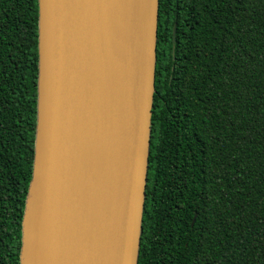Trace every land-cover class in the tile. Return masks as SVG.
Masks as SVG:
<instances>
[{
	"label": "trees",
	"instance_id": "16d2710c",
	"mask_svg": "<svg viewBox=\"0 0 264 264\" xmlns=\"http://www.w3.org/2000/svg\"><path fill=\"white\" fill-rule=\"evenodd\" d=\"M38 21L0 0V264H20ZM150 141L139 264H264V0H159Z\"/></svg>",
	"mask_w": 264,
	"mask_h": 264
},
{
	"label": "water",
	"instance_id": "95a60500",
	"mask_svg": "<svg viewBox=\"0 0 264 264\" xmlns=\"http://www.w3.org/2000/svg\"><path fill=\"white\" fill-rule=\"evenodd\" d=\"M38 6L35 153L20 264H139L159 0Z\"/></svg>",
	"mask_w": 264,
	"mask_h": 264
},
{
	"label": "flooded vegetation",
	"instance_id": "af4514ba",
	"mask_svg": "<svg viewBox=\"0 0 264 264\" xmlns=\"http://www.w3.org/2000/svg\"><path fill=\"white\" fill-rule=\"evenodd\" d=\"M197 214V213H196ZM195 216V215H194ZM194 219V218H193ZM192 222H193V220H192ZM195 223V222H194ZM191 225H193V223L191 224Z\"/></svg>",
	"mask_w": 264,
	"mask_h": 264
}]
</instances>
